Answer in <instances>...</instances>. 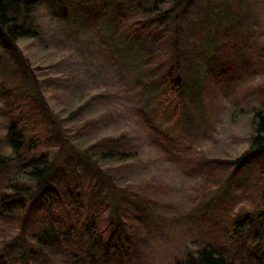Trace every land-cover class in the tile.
<instances>
[{"label":"trees","instance_id":"1","mask_svg":"<svg viewBox=\"0 0 264 264\" xmlns=\"http://www.w3.org/2000/svg\"><path fill=\"white\" fill-rule=\"evenodd\" d=\"M197 1L162 0L167 8L160 11L154 7L139 17L113 16L112 40L122 54L146 69L150 80L139 84L151 87L146 104L118 110L111 89L105 94L93 86L87 70L76 62L75 49L43 35L33 16L41 2L0 0V47L11 57L13 78L21 84L19 90H10L6 130L0 134V164L7 155L14 163L11 179L0 186V264H5L6 248L22 244L28 236L36 257L47 245L61 241L75 247L76 254L106 258L109 251L127 259L133 255V240L142 233L143 203L166 195L172 184L188 177L222 184L253 162L250 179L259 178V183L234 196L218 237L198 243L194 254L141 264H264V91L252 85L254 69L263 65L264 47L254 54L256 67H247L244 60L222 69L217 82L212 72L204 71L209 52L216 59L225 53L230 63L242 55L244 38L236 22H228L223 30H203L208 48L201 54L182 43ZM26 41L49 55L53 50L45 72L29 68L26 75L16 59L13 49ZM247 50L243 58L251 47ZM219 86L228 88L241 109L250 99L260 103L246 117L252 125V149L235 160L209 159L191 139L198 111L214 115L223 105L224 98L215 92ZM46 98L60 105L58 114L44 107ZM59 117L75 135L106 131V137L95 135L87 142L81 156L88 171L84 180L55 178L56 153L70 144ZM106 187L125 193L115 210L106 195L100 198ZM247 200L250 207L243 212ZM23 258L24 252L9 264H23ZM131 260L128 264H135Z\"/></svg>","mask_w":264,"mask_h":264},{"label":"rangeland","instance_id":"2","mask_svg":"<svg viewBox=\"0 0 264 264\" xmlns=\"http://www.w3.org/2000/svg\"><path fill=\"white\" fill-rule=\"evenodd\" d=\"M38 1L41 3L33 16L37 19L38 27L44 32L43 35L53 38L57 44L66 43L68 47L75 49L76 62L87 70L93 86L105 94L106 88L111 89L109 93L118 110L134 109L147 103L151 96V87L140 85V80L148 82L150 75L140 63H137L138 60H132L121 53V47L116 46L112 40L110 22L116 13L127 17H139L154 7L156 11L167 8V4L162 0ZM100 8H104L103 17H100L102 13ZM228 22H236L239 33L244 38L242 39L244 45L241 46L242 55L239 58L236 56L230 63L225 53H220L219 59H216L215 53L209 52L210 57L208 62L204 63V71L212 72L209 75H213L217 82L220 80V71L226 67L241 65L244 60L249 68V65L252 68L258 65L254 54L257 49L264 47V0H198L181 39L182 43L201 54L204 48H208L202 38L203 30L205 28L223 30ZM247 39L250 41H246ZM44 41L49 42L48 39ZM32 44L31 41L19 42L13 49L26 75H29V68L45 72L53 52L51 50L49 55L43 48ZM49 44L51 45V42ZM247 46L251 47L250 54L243 58L248 51ZM23 59H26L27 64H23ZM262 62L263 65L259 63L258 68L254 69L257 75L252 85L264 91V58ZM13 72L11 57L0 47V134L6 130L5 125L9 116L7 105L12 97L10 90L16 91L21 88L20 82L13 78ZM247 86L249 85L246 84L245 89ZM215 92L224 98L223 105L215 110L214 115L202 112V116L201 111H198L197 116L195 115L196 128L191 139L209 159L241 158L252 149L250 144L253 135L252 125L246 117L251 116L254 110H258L260 103L257 98L250 99L247 108L241 109L235 105L234 95L227 87L219 86ZM98 102H103V99ZM44 107L55 115L60 110V105L50 98L45 99ZM93 108L94 106H91L90 110ZM242 110L247 111V115ZM57 123L61 124L62 131L68 135L70 144L56 153L55 178L64 181L84 180L88 171L81 156L87 149V142L95 135L101 134L102 137H106V131L98 128L88 135L86 133L75 135L69 132L70 125L63 117H59ZM13 165L10 155H7L0 164L1 187L11 179ZM254 165L253 162L246 168H240L222 184L200 177H188L182 181L177 179L178 183L172 184V189L166 195L154 197L143 203L141 209L144 216L139 215L142 233L133 240V255L127 259H124V255H121L122 258L114 256L109 251H106V258L87 257L82 253L76 254L75 247L61 241L55 245H47L46 250L36 257L28 236L22 244L7 246L3 261L5 264L12 263L22 252L23 264H128L130 259L135 264H141L143 261L169 260L185 254H194L195 248L199 247L198 243L204 242L205 245L208 236L219 235L220 224L225 217V211L230 209L234 196L243 189L254 190L257 187L259 178L255 177L253 182L250 179ZM105 195L113 210L119 204V199L126 197L120 189L113 192L108 187L100 198L103 199ZM250 202L245 201L241 207L243 212L248 210ZM128 234L132 235L131 232ZM204 234L207 236L203 237ZM247 243L253 245L250 240H247Z\"/></svg>","mask_w":264,"mask_h":264}]
</instances>
